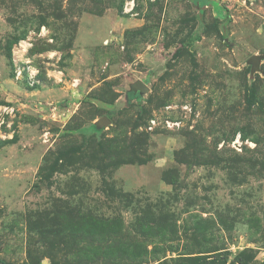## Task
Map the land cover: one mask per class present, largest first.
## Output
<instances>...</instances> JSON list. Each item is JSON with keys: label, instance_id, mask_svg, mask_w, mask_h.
<instances>
[{"label": "rangeland", "instance_id": "obj_1", "mask_svg": "<svg viewBox=\"0 0 264 264\" xmlns=\"http://www.w3.org/2000/svg\"><path fill=\"white\" fill-rule=\"evenodd\" d=\"M0 264H264V0H0Z\"/></svg>", "mask_w": 264, "mask_h": 264}, {"label": "water", "instance_id": "obj_2", "mask_svg": "<svg viewBox=\"0 0 264 264\" xmlns=\"http://www.w3.org/2000/svg\"><path fill=\"white\" fill-rule=\"evenodd\" d=\"M255 58L253 57V63L255 65ZM146 89V86L145 84L143 83V81L141 80H137L133 83V85H131V91L133 92H142ZM106 117H101L100 119H98L95 124L96 125H100V126H103L105 121H106Z\"/></svg>", "mask_w": 264, "mask_h": 264}, {"label": "built area", "instance_id": "obj_3", "mask_svg": "<svg viewBox=\"0 0 264 264\" xmlns=\"http://www.w3.org/2000/svg\"><path fill=\"white\" fill-rule=\"evenodd\" d=\"M17 73L20 74L21 70L18 69ZM150 122H151L152 125H154V124H156V119L152 118V119H150ZM164 122H165V126H167V127H172L174 124H177V123H174V122H172V121H170L168 119H165Z\"/></svg>", "mask_w": 264, "mask_h": 264}, {"label": "trees", "instance_id": "obj_4", "mask_svg": "<svg viewBox=\"0 0 264 264\" xmlns=\"http://www.w3.org/2000/svg\"><path fill=\"white\" fill-rule=\"evenodd\" d=\"M133 160H134V159H133ZM147 160H148V159H145V158H144V159H139L138 161L142 163V162H145V161H147ZM134 161H135V160H134Z\"/></svg>", "mask_w": 264, "mask_h": 264}]
</instances>
